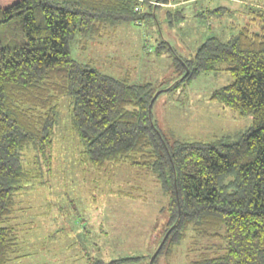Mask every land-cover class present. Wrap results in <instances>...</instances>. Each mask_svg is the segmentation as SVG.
<instances>
[{
  "label": "trees",
  "instance_id": "obj_1",
  "mask_svg": "<svg viewBox=\"0 0 264 264\" xmlns=\"http://www.w3.org/2000/svg\"><path fill=\"white\" fill-rule=\"evenodd\" d=\"M172 1V9L146 3V12L136 10V0H0V264L19 257L18 228L11 224L17 198L51 171L62 97L70 100V129L82 146V164L102 173L129 165L154 177L167 198L158 246L168 234L152 264L188 234L195 244H209L188 264H264V8L245 3L250 24L225 41L207 37L191 59L175 53L176 79L159 93L176 91L202 72L223 71L232 81L210 100L252 118L245 131L208 142L167 139L152 119L154 101L148 107L155 93L149 83L130 84L72 57L79 36H93L107 23L139 24L157 18L158 7L167 9L169 23L182 20L184 7L177 6L190 0ZM212 12L221 15L224 8Z\"/></svg>",
  "mask_w": 264,
  "mask_h": 264
},
{
  "label": "rangeland",
  "instance_id": "obj_2",
  "mask_svg": "<svg viewBox=\"0 0 264 264\" xmlns=\"http://www.w3.org/2000/svg\"><path fill=\"white\" fill-rule=\"evenodd\" d=\"M211 1L185 5L180 21L169 23L167 9L158 7L157 18L150 15L139 24L107 23L93 36H79L71 45L72 57L108 76L128 78L130 84L149 83L155 95L176 79L175 53L191 59L207 37L225 41L251 23L249 4L240 1L264 8V0H222L218 6L217 0ZM220 6L224 12L215 15L212 10ZM231 81L223 71L202 72L183 81L176 91L164 90L154 99L152 119L169 140L208 142L245 131L252 124L250 116L239 117L210 100L214 90ZM70 109L69 98L59 99L51 171L17 198L11 224L18 228L20 251L10 264H89L98 258L108 262L131 256L141 258L123 264H149L167 223V198L154 177L129 165L102 173L82 164V146L70 129ZM42 166L47 170L45 163ZM59 199L61 204L53 208L52 201ZM56 209L61 220L54 217ZM50 219L59 225L58 232L45 234ZM188 235L170 255L160 253L154 264H188L198 259L197 249L205 251L209 244H195ZM70 248L80 251L70 252Z\"/></svg>",
  "mask_w": 264,
  "mask_h": 264
},
{
  "label": "crops",
  "instance_id": "obj_3",
  "mask_svg": "<svg viewBox=\"0 0 264 264\" xmlns=\"http://www.w3.org/2000/svg\"><path fill=\"white\" fill-rule=\"evenodd\" d=\"M194 0H190V1H188V2H185V3H180L179 4V6H177V7H180V5H182L183 7L185 6V5H188V4H195V3H197V2H199V1H197L196 0V2L194 1ZM202 1V0H201ZM220 2H222V0H217V1H214V3H219L220 4ZM241 3H249V2H245V1H240ZM253 3V2H252ZM184 4V5H183ZM219 4H217L216 6H218ZM62 199V198H61ZM61 199H59V201L56 203V202H54V201H52V206L54 205V206H57V204L58 203H60L61 202ZM132 203V202H131ZM130 203V204H131ZM61 204V203H60ZM54 206H53V208H54ZM59 206V205H58ZM57 206V207H58ZM97 208V207H96ZM94 209V208H93ZM93 209H91L90 211H92ZM57 211H58V209H56V213L54 214V217H58L57 216ZM59 218V217H58ZM59 220H61L60 218H59ZM48 224H50V228H47L46 227V225L47 224H45V227H44V232H45V234L47 233V232H50V233H56V232H58V230H57V226H59V225H57L56 226V223H54V219H50L49 220V223ZM57 230V231H56ZM49 248H50V242H49ZM52 249H54V248H52ZM80 250H78L77 248H70V252H79Z\"/></svg>",
  "mask_w": 264,
  "mask_h": 264
},
{
  "label": "built area",
  "instance_id": "obj_4",
  "mask_svg": "<svg viewBox=\"0 0 264 264\" xmlns=\"http://www.w3.org/2000/svg\"><path fill=\"white\" fill-rule=\"evenodd\" d=\"M137 3L139 4L138 7L136 8L137 11H142L143 10V4L149 3V4H154V5H163L167 7H173L174 3H172V0H169L168 3L165 4H159L158 1H152V0H136Z\"/></svg>",
  "mask_w": 264,
  "mask_h": 264
},
{
  "label": "water",
  "instance_id": "obj_5",
  "mask_svg": "<svg viewBox=\"0 0 264 264\" xmlns=\"http://www.w3.org/2000/svg\"><path fill=\"white\" fill-rule=\"evenodd\" d=\"M159 92H160V91H158V92L153 96V98L151 99V101H150V103H149V106H148V107H149V110H150V108H151V106H152V102L154 101L155 97L159 94ZM167 234H168V232L166 233L165 237L167 236ZM165 237H164V239H165ZM164 239L162 240V242L160 243V245L158 246V248H157V250L154 252V254L151 256L150 261H149V264H152V261H153L155 255L157 254L159 248H160L161 245L163 244Z\"/></svg>",
  "mask_w": 264,
  "mask_h": 264
}]
</instances>
